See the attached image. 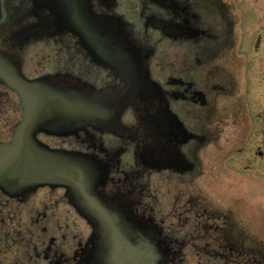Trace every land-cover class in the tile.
<instances>
[{"label":"flooded vegetation","instance_id":"obj_1","mask_svg":"<svg viewBox=\"0 0 264 264\" xmlns=\"http://www.w3.org/2000/svg\"><path fill=\"white\" fill-rule=\"evenodd\" d=\"M35 1L42 7L48 8L49 15H54V21L47 23L43 20V16L35 15L38 17V24L44 23L46 30L51 32L55 39L54 51L57 71L53 74L55 77L47 80V84L52 86L53 90L57 89L61 93L67 94L71 99L77 100L78 98L79 102L86 104L89 108L107 109L116 118L124 107L135 114L131 124L126 121H117L116 124L111 122L110 126H106L93 120L84 124L79 123L78 128L69 134H55L50 139L45 138L46 135H42L41 140L59 150L66 148V151L70 152L79 151L80 155L82 152H86L94 161H102L103 166L95 167L97 174L99 171L102 176L107 178L108 185L104 188L102 195L109 194L111 198L129 201L134 211L132 214L126 213L127 210L124 206V209H120L121 205L115 203L114 200H106L104 204L107 208H114V210L119 208L116 212L114 211L118 218L112 217V221L107 218H99L103 224L101 229L103 236L100 237L97 236L98 231L97 233L94 231L91 220L85 217L81 210L75 208L77 205L69 200V196L65 195V192L64 196L56 195L55 191L58 190L56 188L52 190L40 189L30 201L20 204L0 193V198H4L0 199V224L4 225L0 227V243L4 245L0 253L2 255H17L20 257L18 259L23 258V263L20 264H31L32 262H36V264H103L100 256L105 252L106 243L104 241L110 239L111 234H114L116 238L120 237V233L113 232L114 225L124 223L128 231L126 233L128 238H137L135 232L139 234L140 229L151 233L150 236L156 238L155 243L156 248L159 249V255L164 256L167 264H188L189 258L198 259L203 255L208 259L212 258L215 262V257L228 260L235 254L237 257L250 258L257 264L264 263V254L260 248L245 243V241H249L248 238L235 235L234 238L237 239L232 237L229 239L226 235L229 233L225 225L226 221L215 225V219L221 220L222 217L215 216V208L213 206L212 209L208 208L207 203L201 201L200 197L189 196L188 186L183 184L180 186L187 188H183V191L181 188L179 189L180 195L184 193L190 198L184 199L186 203H184L185 201L174 202L168 190L174 188L172 180L187 179L183 177L192 175L198 170L199 164L196 167L195 164H191L183 151L184 145L193 139L192 135L195 131L192 129L206 125L207 127L212 126L215 134V123L220 121L215 120L218 103L215 102V93L212 95L211 92H215V89L223 91L226 88L235 91L238 83H241L242 76H245L242 86H246L247 74L245 71L249 69L248 66L255 64L264 69V60L259 59L258 63H250L252 59L246 57L243 58L242 63H239L240 60L235 58L223 59L215 58V56H196V54L195 56L175 55L172 57L170 52L164 51V59L158 60L155 64L151 63V67L148 64V67L144 61L150 54H143L140 58L138 50L139 44H141L140 40L144 41L145 39L140 35L130 37L128 33L132 34L135 32L134 30H139L138 7L144 6L146 3L152 4L157 0ZM225 4L229 7L226 10L229 12L228 18L225 19L222 13L221 20L225 24H222L221 28L217 30L219 33L216 32V38L221 39L225 35L224 32L228 30L231 32L232 41L229 40L231 35L227 37V40H220L221 48L231 49L240 47L242 44H251V41L243 40L240 31L236 34V26L244 19L239 17L235 3L226 2ZM163 6L170 11L174 8L176 16L172 14V17H161L152 14L145 16L144 19L139 18L143 33H149L152 36L156 32L169 41L165 42L166 44H174L178 49L192 46V49H198L200 52L206 50V55L208 49L215 48L218 40L214 42L212 34L210 32L211 36L206 34L208 29H202L194 23L195 20L203 22L205 19L202 15L185 16L183 14L185 8L189 6V2L185 4L167 3ZM129 8H131L132 14L124 12ZM75 10L78 12L80 24L74 21ZM222 11L224 10L222 9ZM179 12L182 13L180 16L177 15ZM62 13L66 18L61 17ZM84 14L87 20L86 25L81 19ZM131 15L133 18L136 16L137 21H132ZM205 18L208 22L209 18ZM100 25L104 27L101 28ZM132 25L134 27H131ZM75 32H86L87 34L94 32L96 40L91 41L89 34V36L85 35L88 41H81ZM199 38L204 39L199 40ZM151 39L157 40L156 38ZM261 42L262 37L258 35L252 41V45L257 49ZM186 55L188 54L186 53ZM46 60L42 53L39 58L42 73L47 68V65L44 64L47 63ZM239 65L244 71L242 74L236 73ZM147 68L149 71L152 69L151 73H155L158 78L165 80V90L149 82L145 74ZM24 69L28 76L34 75L38 79L43 76L38 69L36 71L31 65L25 64ZM62 71L67 72V75H62ZM215 76L224 77L225 82L215 84ZM211 78L213 82L208 85ZM123 79H125L124 87H122ZM90 82H102L104 85L102 87L96 85L97 89H94L91 88L93 86ZM0 95L5 97L6 108L16 112L14 121H11V117L7 119L5 121L7 129L3 130V134L0 133L8 139L11 135V125L17 121L20 107L16 95L9 89L0 88ZM14 101L18 105H14ZM240 111H236V113L233 111L231 123L235 126L243 125V123L248 125L252 117L246 116L243 110ZM242 113L244 114L242 115ZM205 116H208L206 121ZM258 118L264 124V110H260ZM80 130H84V135H86L85 143H81L83 136L80 135ZM262 142H264V137ZM129 147H133L134 150L132 149L131 152ZM190 147L191 145H189ZM125 152L134 162L132 168H123L125 164L122 162L121 156ZM145 153H147L146 156ZM257 156L263 157V151L258 150ZM103 161H106L111 169H104V167L107 168V165ZM148 174L154 176L150 187L156 188L157 191V188L164 186L166 188H164L165 195L172 201L165 221L162 220V217L160 220L155 214L153 205L156 203L158 206L155 192L149 190L146 184L139 181L140 176ZM38 196L40 197L39 204L44 199L53 203H41L42 211L31 221L21 223L20 220L19 224H15L18 226L17 231H8L9 229L6 227L9 225V223L7 224L8 219L3 215L2 209L14 205L20 211L24 205L37 200ZM142 198L148 199V202H142ZM66 199L74 207L71 205L57 206L63 205ZM60 213H63V216H60ZM80 214L84 217H81ZM172 218H175L178 223L174 227L176 234L172 236L169 234V237H174L170 238L171 241L172 239L175 241L174 250H171L169 245H165L169 243V231L167 230ZM46 221L47 225H41ZM109 223L115 224L111 226ZM181 227H185L182 234L179 233ZM20 229L25 233H19ZM215 232L221 238L215 239ZM84 237L87 239L85 240ZM206 237H209L207 239L211 240V244L208 242L200 246L198 243L191 242L192 240L200 241ZM215 240L217 242L224 241L221 251H216L214 247L207 254L199 253L198 249L203 246L213 247V244L215 246ZM192 245L195 249L190 248ZM12 248L17 249V252L15 250L12 252ZM185 252H189L190 257L180 258L179 254ZM1 264H4L3 261ZM14 264L17 263L14 261Z\"/></svg>","mask_w":264,"mask_h":264},{"label":"rangeland","instance_id":"obj_2","mask_svg":"<svg viewBox=\"0 0 264 264\" xmlns=\"http://www.w3.org/2000/svg\"><path fill=\"white\" fill-rule=\"evenodd\" d=\"M188 2L189 6L185 8L183 14L185 16L191 14L198 16L202 15L205 20L203 22H201V20H195V25H198L202 29H208L206 34L210 35L211 33L214 42L218 40L214 49L210 48L207 50V55L205 54L206 50L200 52L198 49H192V46L178 49L174 44H166L169 41H166L164 37L156 32L152 34V36L149 33L142 32L143 28L140 25L139 18L144 19L145 16L152 14L161 17H172V14L176 16L174 8L170 11L163 5L167 3L185 4ZM226 2L235 3V9L239 17L244 19V21H241L239 25L236 26V34L240 31L243 40H249L251 44H242L240 47L231 49L221 48L220 40H227V37L231 35V32L226 30L224 32V37L221 39L216 38L217 30L221 28L222 24H225L222 23L221 20L222 13L225 19L228 18L227 14L229 12L226 10L229 7L225 4ZM138 8V21L136 16L133 18L132 15L131 20H136L139 23V30L136 29L134 30L135 34L128 33V35L130 37H137V35H140L145 39L144 41L140 40L141 44H139L138 50L140 52V58L143 54H150L149 57L147 56L148 59L144 61L147 65L149 64L150 67L151 63L155 64L158 60L164 59V51L170 52L172 57L175 55L195 56L196 54V56H215V58L223 59L235 58L240 60L238 61L239 63H242L243 58L246 57L252 59L251 62L249 61L250 63H258L259 59L264 60V0H157L152 2V4L146 3L144 6ZM222 9L224 11H222ZM49 11L48 8L42 7L35 0H0V88H15L21 92L23 98L21 111L17 113L16 118V124H19L16 130L17 136L12 146H8L10 148L3 149L0 146V168L6 166L3 174L8 170L11 176H14V179H21L23 182L20 184L12 183L0 187L6 192L13 193L15 191L27 189L28 185L36 186L37 184L44 183L52 184L53 186L60 185L62 187L56 188L58 189L55 191L56 195H63L65 192V195L69 196V200L77 205L75 208L81 210L85 217L91 220L94 231L96 233L98 231L97 236L101 237L103 236L101 233L103 224L98 218L99 210L95 208L97 203L92 205L91 202H95L96 199H100L101 202L112 199L115 203L121 205L120 209H124V206L126 208L125 210H127L126 213L132 214L134 210L131 208L129 201L125 202V200L123 201L122 199L111 198L109 194L102 195L104 188L108 185L107 178L102 176L99 171H97L98 174H96L95 167H92V165H96L100 168L102 161H94L86 152H82L80 155L79 153L81 152L79 151H71V153H78L73 154L75 159L70 158L64 153L66 152L64 151L66 148L62 150L63 152H58L52 145L41 140L43 137L42 135L38 139V135H33V132L37 129L55 130L59 131L62 135L63 133H68L67 127L71 125L73 126L79 123L84 124L93 120L98 121L100 124H105L106 126H110L111 122L112 124L113 122L116 124L117 121H126L131 124L135 118V114L124 107L116 118L115 115H112L107 109L89 108L86 104L79 102L78 98L77 100L71 99L67 94L61 93V91L57 89L53 90L46 85L47 80L55 77L53 74L57 71L54 51L55 39L52 33L46 30L47 28L44 26V23L38 24L37 16H43L45 23L54 21V15H49ZM78 11H80V8H78ZM74 12V21L80 24L77 10ZM124 12L132 14L131 8ZM181 14L180 12L177 13L178 16ZM61 17L66 18L63 13ZM205 17L209 18L208 22ZM81 19L86 25L87 20L85 14ZM100 26L101 28L104 27L103 25ZM131 27L134 26L132 25ZM89 34L86 32H75V35L78 36L81 41H88L85 35L89 36ZM258 35H261L262 42L260 46L255 49L252 45V41H254L255 37ZM90 36L91 41L96 40L94 32H92ZM151 38H156L157 40H152ZM200 39L203 40L204 38H199V40ZM229 40L230 42L232 41V35ZM42 53L47 59V63H44L47 65V68L45 70L42 68V70H44L43 73L40 70L39 62ZM186 53L188 55H186ZM25 64L31 65L36 71L38 69L40 74L42 73L43 75L42 78H35L34 75L28 76L26 72H24ZM237 68L239 69L236 70V73L242 74L244 72L240 65L237 66ZM248 68L249 69L245 71L247 74L245 81L246 86H242L245 77L242 76L240 81L242 87L238 83L235 91H230V89H227L225 86L226 89L223 91L215 89V92H211L212 95L215 93V102L217 101L216 103H218L216 106L215 120L220 121L219 123H215V134L213 133L212 126L207 127L206 125L192 129L196 134L194 133L192 135V141L190 140L184 145L183 151L191 164H195V167L199 164L198 170L192 175L183 177L187 179L181 181L172 180L171 183L174 188L168 190L174 202L185 201L184 203H186L184 199L186 197L187 199L190 198L184 193H181V195L179 193L180 188L181 191L187 188L180 186L185 184L189 187L187 188L189 196H194L195 198L200 197L201 201L207 203L206 205L208 208H215V216L222 217L221 220L215 219V225L226 221L225 225L229 231V233L226 234L228 238H234L235 235L248 238L249 241L247 240L245 243L252 247H259L264 254V156H257L258 150H262L264 155V142H262L264 137V124L261 122V119L258 118L260 110H264V69H261L259 65L255 64L249 65ZM147 69L145 74L149 82L165 90V80L163 78H158L155 73H151L152 69H150V71L149 68ZM66 73L67 72H63L62 75H67ZM223 78L222 76H215V84L224 83L225 78L224 80ZM124 80L125 79L122 80V87H124L125 84ZM212 82V78L209 79L208 85ZM96 83H91V86H93L91 88L97 89V87H95L96 85H98V87L104 85L102 82ZM0 101L5 104V97L3 95H0ZM15 101L14 105H18ZM3 109L4 108L0 106V112ZM14 109L16 108L14 107ZM24 109L25 111H22ZM10 110H4L5 117L15 119L16 112ZM240 110H243L246 116L252 117V122L249 121L248 125L243 123V125L239 124L235 126L231 123L233 111L236 113V111L241 112ZM243 114L244 113H242V115ZM23 116L24 118L21 122L20 119ZM204 118L206 121L208 116ZM5 125L7 124H5L4 121L1 125L4 131L7 129ZM80 132V135L83 136V141L81 143H85L86 135H84V130H80ZM44 137L48 139L51 138L50 136ZM32 138L37 139L33 141ZM189 145H191V149ZM128 149L132 152L133 147H129ZM127 154L128 153L125 152V154L123 153L121 156L122 162L125 164L123 166L124 169L132 168L134 165V162ZM146 154L147 153H145V156ZM76 159L85 160L90 163L91 166L88 163L84 165L83 162ZM103 162L107 165V168L104 167V169H111L107 163L109 162L108 160L107 162ZM78 178L83 179L81 184L77 182ZM139 179L140 183L146 184L149 190L151 189L155 192L158 201V206H156V203L153 205L155 214L160 220L162 217V220L165 221V217L170 210L172 202L165 195L164 191L166 188L162 186L157 188L156 191V188L150 187L154 179L153 175L148 174L140 176ZM78 184V188H87L91 190L85 192L73 189L71 193H69L70 189L66 186L76 187ZM94 184L95 187L92 189ZM49 188V186H45V189ZM40 189L42 188H39V190ZM22 193L26 194V192L23 191ZM0 199L2 200L4 198L1 197ZM16 199L18 201L23 200L22 198ZM39 200L40 197L38 196L37 200L24 205L23 209L20 211L18 207L14 205L2 209L3 215L8 219V221L6 220L7 224L9 223V225L6 226L9 229L8 231H17L16 229L18 226H15V224H19L20 220L21 223L31 221L32 218L42 211L43 207H41V203H53L44 199V201H41L39 204ZM65 201L63 205L57 206L71 205L74 207L67 199ZM141 201L147 203L148 199L142 198ZM1 207H4V205H1ZM118 209L119 208L115 210L114 208H106L105 210L114 214ZM62 214L63 213H60V216H63ZM101 214L103 218L112 221V216H109L106 212L101 210ZM16 216L18 217L15 219ZM80 216L84 217L81 214ZM114 217L118 218L117 215ZM160 220L159 223L161 222ZM177 224L175 218H172L168 224L167 231H169V243L165 245H169L171 250H174L175 241L174 239L171 241L170 238L174 237H169V234L171 236L176 234L174 227ZM41 225H47V221L43 222ZM110 225H112V223H110ZM3 226V224H0V227ZM184 228L185 227L179 228L181 230H179L180 234L184 232ZM125 230L126 227L124 223H116L113 232L115 231L122 235L123 233L126 234ZM18 232L22 234L25 233L21 229ZM216 233L217 232H215V239L221 238L219 235L217 236ZM135 236H137L135 246L125 250L122 248L124 243H121L114 234H111V238L104 241V243L109 244L110 247L106 253H102L101 255L103 264H160L159 261L161 257L159 255V249H154V242L151 241L148 233L146 232L144 235H141L135 232ZM207 238L209 237L202 238L200 241L192 240L191 242L198 243L200 246L208 242L211 244V240ZM28 239L31 240L30 237H28ZM84 239L86 240L87 237H84ZM143 239H146L147 244H144L142 241ZM176 239L178 238L176 237ZM223 242L222 240L218 242L215 240V246L214 244L213 247L203 246L199 248L198 251L201 254H207L211 252L214 247L216 251H221L223 248L222 245H224ZM3 247L4 245L0 243V250ZM190 248L195 249L193 245L190 246ZM14 250L16 251L17 249L12 248V252ZM190 255L189 252H185L179 254V257L187 256L189 258ZM18 258L20 257L17 255H2V253H0V260L1 262L3 261L4 264H14V261L17 264L23 263V258ZM230 258L233 260L215 257L214 262L212 258L208 259V257L203 255L198 259L195 257L189 258L188 264H257V262H254L250 258L245 259L242 256L237 257L236 254L235 256H230ZM31 264H36V262H32ZM258 264L264 263L261 262Z\"/></svg>","mask_w":264,"mask_h":264},{"label":"water","instance_id":"obj_3","mask_svg":"<svg viewBox=\"0 0 264 264\" xmlns=\"http://www.w3.org/2000/svg\"><path fill=\"white\" fill-rule=\"evenodd\" d=\"M16 136H17V133H16ZM3 149H8V148H10V147H8V145H0ZM10 146H12V145H10ZM12 148V147H11ZM70 158H72V157H70ZM73 159H75V158H73ZM1 160V159H0ZM76 160H78V161H80V162H83V164L84 165H87L86 163L87 162H85V161H82V160H79V159H76ZM6 168V166H4V168L2 167V168H0V186H7V185H10V184H12V183H15V184H20V183H22L23 181H21V179H14L13 177L14 176H11V174L8 172V170H7V172L5 173V174H3V171H4V169ZM17 178V177H16ZM82 181H83V179H81V178H78V180H77V182L79 183V184H81L82 183ZM44 184H48V183H44ZM44 184H37L36 186L35 185H28L27 186V188H35V187H37L38 185H44ZM79 184L78 185H76V186H79ZM20 191H22V190H20ZM20 191H18V192H20ZM16 192V191H15ZM17 193V192H16Z\"/></svg>","mask_w":264,"mask_h":264},{"label":"trees","instance_id":"obj_4","mask_svg":"<svg viewBox=\"0 0 264 264\" xmlns=\"http://www.w3.org/2000/svg\"><path fill=\"white\" fill-rule=\"evenodd\" d=\"M0 106H2L4 109L0 112V133L1 134H3L2 132H4L3 131V127H1V125H2V123L4 122V121H6L7 119H9V118H7V117H5V112H4V110H8L7 108H5L6 106L4 105V103H2L1 101H0ZM11 119V121H14V119L13 118H10ZM10 121V120H9ZM14 122H13V125H11L12 126V129H11V135H12V131H13V129H14ZM0 134V142H4V141H8L10 138H11V136L8 138V139H6L5 138V135H1Z\"/></svg>","mask_w":264,"mask_h":264}]
</instances>
